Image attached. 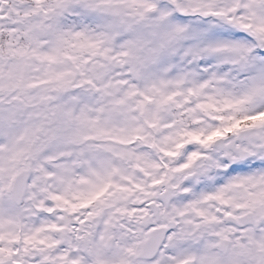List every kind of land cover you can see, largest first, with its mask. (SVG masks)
Instances as JSON below:
<instances>
[{
  "label": "snow or ice",
  "instance_id": "snow-or-ice-1",
  "mask_svg": "<svg viewBox=\"0 0 264 264\" xmlns=\"http://www.w3.org/2000/svg\"><path fill=\"white\" fill-rule=\"evenodd\" d=\"M0 264H264V0H0Z\"/></svg>",
  "mask_w": 264,
  "mask_h": 264
}]
</instances>
